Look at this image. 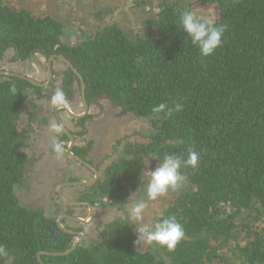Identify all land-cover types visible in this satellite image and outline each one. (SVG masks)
<instances>
[{
  "label": "trees",
  "instance_id": "1",
  "mask_svg": "<svg viewBox=\"0 0 264 264\" xmlns=\"http://www.w3.org/2000/svg\"><path fill=\"white\" fill-rule=\"evenodd\" d=\"M19 4L0 0V58L9 50L20 62L62 55L82 77L89 107L106 100L140 123L139 131L115 143L114 159L94 185L82 187L77 201L109 206L117 216L97 240L79 242L66 256L41 255L42 263L264 264V0H76L83 21L77 20L81 40L74 46L62 42L64 25L54 11ZM198 8L213 9L212 20L227 26L222 47L207 58L178 22L180 12ZM57 76L59 87L53 80L47 88L0 76V243L10 252L5 264H39V253L65 252L77 238L41 210L21 206L15 192L31 164L20 135L23 119L34 121L36 101H49L55 88L69 102L80 96L70 69ZM163 102L182 103L183 110L154 117L152 108ZM87 119L73 120L81 129L69 132L74 138L84 135ZM61 139L68 140L63 133ZM189 151L199 160L194 169L181 168L187 183L157 200V219L175 216L185 237L173 251L154 244L139 251L135 227L122 222L121 213L146 198V172L164 155L186 158ZM72 153L92 165L90 145ZM71 210L65 207L64 214L72 217ZM68 222L61 221L66 230L82 232Z\"/></svg>",
  "mask_w": 264,
  "mask_h": 264
},
{
  "label": "rangeland",
  "instance_id": "2",
  "mask_svg": "<svg viewBox=\"0 0 264 264\" xmlns=\"http://www.w3.org/2000/svg\"><path fill=\"white\" fill-rule=\"evenodd\" d=\"M8 3H20L24 1L38 6L41 10L46 11L47 8L56 13V17L63 23V35L61 40L64 44L74 46L79 44L81 37L77 32V20L82 22L77 9L76 0H5ZM21 1V2H18ZM194 3L195 0H188ZM196 15L205 19H214L215 12L213 9L198 8L195 10ZM84 25L81 23V27ZM47 60L42 56H35L32 60L20 62L14 59L13 52L7 51L0 58V72L7 71L24 75L33 79L38 83L47 81ZM52 69L55 73L60 74L65 66L54 61ZM54 75L50 81L55 87H59V78ZM49 84V85H50ZM48 85V87H49ZM69 111L74 115H82L84 106L79 95H76L73 101L69 102ZM40 108V114L34 121L27 118L23 119L20 126L21 138L25 141V152L31 159L25 174V183L21 188H16V196L21 206L27 209H39L48 218L58 219L65 216V207L58 197V188L69 181H85L93 179L94 175L88 169L82 167L74 160L70 159L65 151V155L61 159H56L50 149V139L52 133L49 131L53 122H61L70 132H79L81 129L74 124L63 109L53 108L47 100L36 101ZM84 118H88L84 124V135L74 138V147H84L90 145V153L88 160L93 167L100 173L106 164L111 162L114 157L113 147L115 143L128 136L134 135L140 130V123L135 121L130 115L123 113L119 109L113 108L108 101L101 100L98 105L88 106V112ZM44 119H48L44 122ZM59 139L64 143L65 149L69 146L68 140ZM82 187L64 188L61 190V196L67 202L74 203L79 200L83 194ZM167 199V197H166ZM162 210L159 201L149 203L146 210L144 223L151 224L154 222ZM72 217L87 220L89 210L86 207L72 208ZM117 216L115 210L106 206L100 208L96 206L93 210V219L87 225H81L83 235L80 243L88 245L92 241L98 239V232L102 227L112 221ZM69 228H77L71 222L67 223ZM83 226V227H82ZM139 225H134L138 227ZM137 232L135 238L137 240ZM78 238H76L75 242ZM136 244V243H135ZM149 245L142 242L136 248L139 251H145Z\"/></svg>",
  "mask_w": 264,
  "mask_h": 264
},
{
  "label": "clouds",
  "instance_id": "3",
  "mask_svg": "<svg viewBox=\"0 0 264 264\" xmlns=\"http://www.w3.org/2000/svg\"><path fill=\"white\" fill-rule=\"evenodd\" d=\"M178 22L190 43L199 50L202 58L213 55L218 48L222 47L226 25H217L213 20L201 18L188 10L179 13ZM9 91L15 95L17 92L16 85H10ZM48 102L56 109L68 110L70 108L66 93L60 88L53 90ZM182 110V103L173 102L169 105L167 102H163L154 106L152 113L154 117L161 113L166 117H171L173 113ZM49 131L52 133L49 145L51 152L59 160L66 151L64 143L59 139L64 131V125L60 122H53ZM198 160L199 154L195 151H189L186 158L175 154H166L154 170L146 172L148 176L147 184L144 187L146 198L136 199L128 210L122 212L120 216L121 221L126 224L139 225L135 228L138 234L135 242L137 245L142 242L145 245L154 244L166 248L168 251H173L184 239V227L175 216H163L161 213L160 219L148 224L144 223L145 214L150 202L164 197L170 190L178 191L187 183V177L181 172V168L194 169L197 167ZM9 254L7 245L0 243V264H5Z\"/></svg>",
  "mask_w": 264,
  "mask_h": 264
},
{
  "label": "water",
  "instance_id": "4",
  "mask_svg": "<svg viewBox=\"0 0 264 264\" xmlns=\"http://www.w3.org/2000/svg\"><path fill=\"white\" fill-rule=\"evenodd\" d=\"M55 60H59L64 66H66L68 69H70L73 74L77 77L79 84H80V97L84 106V113L82 115H74L72 114L69 109L65 110V113L67 114V116L75 121H78L80 119H83L87 112H88V105L85 101V96H84V81L82 79V77L80 76L79 72L73 67V65L71 64V62L69 60H67L66 58H64L62 55H53L51 56L48 60H47V64H46V69H47V81L45 83H38L36 81H34L33 79L26 77L24 75H20V74H16V73H10L7 71H1L0 72V76H11V77H15L21 80L26 81L27 83H29L30 85L34 86V87H39V88H47L48 85L50 84V81L53 77V72H52V65L53 62ZM61 123V122H60ZM68 139L69 141V146L66 150L67 155L69 156L70 159L74 160L75 162H77L79 165H81L82 167L88 169L89 171H91L94 175L93 179L85 182V181H75V182H68L65 183L63 185H61L58 188V197H59V201L66 207L69 208H78V207H86L89 210V216L87 220H83L80 218H75V217H71L68 215L62 216L60 218H58L56 220V223L58 225V227L65 233L70 234V235H76L77 236V241L74 242V244L72 245V247L62 253H39L37 255V260L39 262V264H43L42 261L40 260V256L41 255H49V256H66L68 254H70L71 252L74 251V249L78 246L79 242L82 240L83 235L81 233H75V232H71L66 230L62 225H61V221L63 219H67L73 223H77V224H81V225H87L89 224L92 219H93V210L94 207L88 203L85 202H74V203H70L67 202L63 199V197L61 196V190L64 188H76V187H90L92 185H94L98 179L100 178V173L90 164H88L87 162L83 161L82 159H80L78 156L74 155L72 153V149L74 147V138L73 136L69 133V131L64 127V131L62 132Z\"/></svg>",
  "mask_w": 264,
  "mask_h": 264
}]
</instances>
